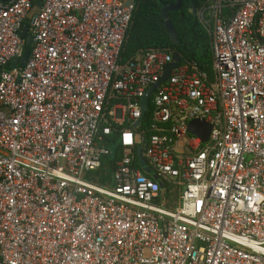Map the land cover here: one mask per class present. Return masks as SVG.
<instances>
[{"label": "built area", "instance_id": "2783aa9c", "mask_svg": "<svg viewBox=\"0 0 264 264\" xmlns=\"http://www.w3.org/2000/svg\"><path fill=\"white\" fill-rule=\"evenodd\" d=\"M135 7L0 0V264H264V0L199 13L213 75L181 60L152 94L156 178L134 165L147 131L134 127L173 53L121 60ZM194 118L212 125L204 141ZM113 132L110 186L88 174Z\"/></svg>", "mask_w": 264, "mask_h": 264}, {"label": "trees", "instance_id": "16d2710c", "mask_svg": "<svg viewBox=\"0 0 264 264\" xmlns=\"http://www.w3.org/2000/svg\"><path fill=\"white\" fill-rule=\"evenodd\" d=\"M176 0H136V7L133 12L131 25L120 52L121 60L126 61L136 54L143 53L149 48H163L171 53H179L183 61H195L199 68L213 75L212 67V34L203 22L199 13L204 12L205 17H209V5L212 0H193L197 13L192 11L191 0H182L180 7L168 11V18L171 20L176 32L178 42L174 43L165 28V17L162 14L164 4L175 2ZM227 13H230L226 8ZM30 50V45H25ZM151 107H149L140 124L134 127L137 130H147L150 124ZM116 132L108 136L107 145L111 149L110 154L102 158L101 166L88 174L94 182L103 185H114L112 172L115 161L121 157L122 147L115 137ZM150 131L143 135V141L137 144L134 150V165L140 167L138 157V147L143 144ZM167 181H163V188H168Z\"/></svg>", "mask_w": 264, "mask_h": 264}, {"label": "water", "instance_id": "95a60500", "mask_svg": "<svg viewBox=\"0 0 264 264\" xmlns=\"http://www.w3.org/2000/svg\"><path fill=\"white\" fill-rule=\"evenodd\" d=\"M181 1L182 0H176L175 2L164 4V6L162 8V14L166 18L165 19V28H166L167 32L169 33V35H170V37L174 43L178 42L177 32H176L171 20L168 18V11L169 10H175V9L179 8ZM191 2H192V11H193V13L196 14L197 8H196L193 0H191ZM27 29H28V25L26 24L23 27L22 35L26 37L25 45L28 46L31 44V35L27 33ZM28 52H29V49L24 47L23 54L20 58L19 64L24 65L25 60H26L27 55H28ZM181 60H182L181 55L179 53H173L172 62H170L169 64H167L165 66L163 73H162L161 77L159 78V80L152 83L147 88L143 97L141 98V105H140L141 115L135 121V125H138L143 120L145 113L149 107L151 96L154 93L156 87L168 79L170 71L173 68H175ZM211 128H212L211 124H209L206 121L201 120V119L194 118L188 122L189 132L192 134L200 136L203 141L209 137ZM138 157H139V162H140V166H141L142 170L153 175L156 178L157 177L156 174L151 169V167L147 164L146 159L144 158V156L142 154L141 147L138 148ZM161 186L163 187V184H161Z\"/></svg>", "mask_w": 264, "mask_h": 264}, {"label": "crops", "instance_id": "0c3cea01", "mask_svg": "<svg viewBox=\"0 0 264 264\" xmlns=\"http://www.w3.org/2000/svg\"><path fill=\"white\" fill-rule=\"evenodd\" d=\"M113 171H114V169H113ZM112 177H113V172H112ZM90 179V178H89ZM92 180V179H91ZM100 184V183H99Z\"/></svg>", "mask_w": 264, "mask_h": 264}, {"label": "rangeland", "instance_id": "374dc122", "mask_svg": "<svg viewBox=\"0 0 264 264\" xmlns=\"http://www.w3.org/2000/svg\"><path fill=\"white\" fill-rule=\"evenodd\" d=\"M199 17H200V14H199Z\"/></svg>", "mask_w": 264, "mask_h": 264}]
</instances>
